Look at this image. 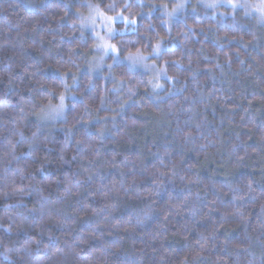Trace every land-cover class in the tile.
Returning <instances> with one entry per match:
<instances>
[{"label":"clouds","instance_id":"1","mask_svg":"<svg viewBox=\"0 0 264 264\" xmlns=\"http://www.w3.org/2000/svg\"><path fill=\"white\" fill-rule=\"evenodd\" d=\"M0 264H264V0H0Z\"/></svg>","mask_w":264,"mask_h":264}]
</instances>
